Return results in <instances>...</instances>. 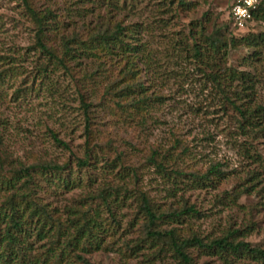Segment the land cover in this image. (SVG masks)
<instances>
[{"label":"rangeland","instance_id":"rangeland-1","mask_svg":"<svg viewBox=\"0 0 264 264\" xmlns=\"http://www.w3.org/2000/svg\"><path fill=\"white\" fill-rule=\"evenodd\" d=\"M27 1L55 15L43 42L62 64L35 48L21 1L0 0V212L12 204L24 213L32 202L54 218L42 241L27 222L26 256L41 260L58 238L60 257L49 264H178L165 238L147 235L170 230L203 242L231 235L264 251V122L240 126L224 98L247 112L264 108V12L236 29L232 0ZM111 35L120 40L109 53L77 44ZM228 69L248 76L230 82ZM39 165L62 171L16 176ZM140 195L163 216L152 226ZM86 220L85 236L66 246ZM186 252L192 264H231Z\"/></svg>","mask_w":264,"mask_h":264},{"label":"trees","instance_id":"trees-1","mask_svg":"<svg viewBox=\"0 0 264 264\" xmlns=\"http://www.w3.org/2000/svg\"><path fill=\"white\" fill-rule=\"evenodd\" d=\"M21 4L24 8V11L27 16L31 19V21L35 24L36 30H35V48L39 50L40 53L45 54L48 59H55L54 55L47 49L46 45L43 42V39L45 37V32L48 30H51V27H49V20L54 19L55 15L49 11L45 10L43 13H40L39 11L34 10L31 8L28 4L27 0H20ZM263 3L264 0H260L256 10L254 11L252 17L254 20H257L262 17V14L264 12L263 9ZM117 30H120L118 27H116ZM75 40V39H74ZM74 40H69L64 43V56H67L69 53V45L71 42H74ZM120 39H118L117 36L111 35L109 38L100 36L95 38H90L89 43L86 45L85 43H77L83 47L85 51L87 50H98L100 52L104 51L109 53L110 51L114 50V45L118 44ZM209 43L208 46L210 49L213 50L214 53H217L218 50V39L215 37H210L208 39ZM237 41H245L244 38H241L240 40H229L232 47H235L237 45ZM75 44V43H74ZM198 45H193V55L195 57L200 55ZM58 64H62L61 59H55ZM225 71V70H224ZM230 82L237 80L242 81L244 78H246L248 75H245L244 73L238 74L233 70L228 69L227 70ZM219 77V76H218ZM238 77V78H237ZM211 81L218 86V78L217 76L214 78H211ZM226 104H228L232 110H234L240 119L242 120V124L240 126H243V124H246L247 126H250V120L252 117H260V119L264 122V108H256L252 111H245L242 110L240 107L236 106L235 103L229 99L228 97H224ZM144 100H137V102L134 104V107L143 104ZM83 106V114L85 117V120H87L86 116V109L87 106L85 104ZM54 142H56L58 145L65 147L63 143L58 141L55 136L51 135ZM84 159H78L76 161V165L79 168H82L87 165L88 162V154L84 153ZM156 168H161V164L158 163L155 166ZM36 169L40 173H51L52 171H55V173H59L62 170L59 169V167L55 166H46V165H39V166H32L26 169H23L22 171H19L16 173L17 175L23 174L26 176L29 172V170ZM210 174H218L215 168H211L209 170ZM19 178V177H18ZM140 210L143 212L147 219V224L149 226H152L156 223V221L163 218L162 215L155 216L154 213L151 211L148 200L145 196L140 195ZM44 206V205H43ZM38 206L36 203L32 202H26L23 206L22 210L24 213H20L16 208L13 207L12 204H9V213L6 214L5 211L0 212V224L4 225V228L0 231V264H49L52 261H55L56 258L58 259L60 255L56 256L55 250H56V244H58V238L56 239L54 244H51L49 249H47L44 254H42L41 260L37 257H29L26 256V250H24L21 246L23 244V240L25 237L29 234V229L26 227L27 222L30 224H33V230L31 233L35 230V238L38 241H42L48 238L49 232L51 227L53 226V217H50L48 211L43 207ZM185 214L193 213L194 211L189 208L184 210ZM184 212H179V214H173V217H180L181 215H184ZM27 214L26 221L23 220V215ZM78 221V220H77ZM89 221L86 220L84 224L79 226V229L76 232L75 237H72L66 246H76L77 239H82L85 236L86 230L88 229ZM47 227V229H46ZM58 228V236L60 235V228L59 225L56 226ZM235 234V233H233ZM148 236L152 238H165L166 244L168 245L169 250L172 252L173 256L178 260V264H192V259L189 257V255L186 252V249L189 247H194L199 250H202L204 253H209L212 256L218 257V258H227V262L234 263V261H244L248 260L254 263L258 264H264V251L260 250L256 247L250 246L248 243L245 242H235L234 238L231 239V235H227L226 237L220 238L218 240H213L209 242H203L201 239L192 237L190 239H179L175 234L173 230L165 231L163 233L159 232H148ZM27 238V237H26ZM78 260H80L83 264H87L85 260H83L80 257H77Z\"/></svg>","mask_w":264,"mask_h":264},{"label":"built area","instance_id":"built-area-1","mask_svg":"<svg viewBox=\"0 0 264 264\" xmlns=\"http://www.w3.org/2000/svg\"><path fill=\"white\" fill-rule=\"evenodd\" d=\"M260 0H256V3L253 4L252 7H249L246 3L245 0H232L230 5H229V10H228V17L231 21L232 27L239 29L244 26H246L248 23H250L253 20V13L256 10ZM241 8V9H246L248 15L244 17H240L236 14L235 9L236 8Z\"/></svg>","mask_w":264,"mask_h":264},{"label":"clouds","instance_id":"clouds-1","mask_svg":"<svg viewBox=\"0 0 264 264\" xmlns=\"http://www.w3.org/2000/svg\"><path fill=\"white\" fill-rule=\"evenodd\" d=\"M245 3L249 6V7H252L254 3H256V0H245ZM235 12L238 16L240 17H244V16H247L248 13H247V10L246 9H241V8H236L235 9Z\"/></svg>","mask_w":264,"mask_h":264}]
</instances>
